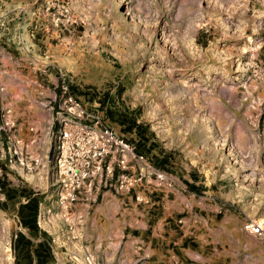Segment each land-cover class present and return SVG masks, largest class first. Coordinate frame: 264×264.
I'll return each instance as SVG.
<instances>
[{"label": "rangeland", "instance_id": "obj_1", "mask_svg": "<svg viewBox=\"0 0 264 264\" xmlns=\"http://www.w3.org/2000/svg\"><path fill=\"white\" fill-rule=\"evenodd\" d=\"M62 75L154 169L148 197L158 202V215L150 224L165 218L175 229L171 239L180 241L191 214L198 219L191 238L225 246L226 264H264V0H0V178L42 195L37 223L49 224L51 244L66 255L80 239L69 224L83 200L58 203L51 178L49 152L65 116L58 107ZM13 82L25 85L21 99L5 90ZM39 111L47 113L43 132L30 122L25 127L33 130L19 135L18 123ZM13 145L23 147L22 161ZM140 166L132 164L131 173ZM162 171L183 188L166 190L156 181ZM141 183L132 189L141 191ZM101 191L86 201L90 211L105 206V191L125 190ZM189 191L196 194L192 207L179 197ZM17 205L0 209L15 214ZM102 219L103 227L112 222ZM251 222L260 223V235L248 230ZM21 228L18 221L10 232L0 230V264H14Z\"/></svg>", "mask_w": 264, "mask_h": 264}, {"label": "crops", "instance_id": "obj_2", "mask_svg": "<svg viewBox=\"0 0 264 264\" xmlns=\"http://www.w3.org/2000/svg\"><path fill=\"white\" fill-rule=\"evenodd\" d=\"M15 82L5 85V90L11 93H16V99H21L25 90V85L22 83L13 87ZM18 88V89H17ZM9 111V110H8ZM47 113L36 112L32 116L27 117L26 120L18 123L19 135H27L29 132L24 133V123H35L38 129L43 132L46 127L45 117ZM14 122H5L4 128L8 129L10 126H14ZM11 129V128H10ZM28 129V128H27ZM29 131L33 130V127H29ZM19 142V141H18ZM21 151H24L23 147L17 145ZM30 158L33 160L34 154H37V149L31 150ZM21 158V157H20ZM31 161V160H30ZM146 172L142 180V190L136 191L132 189L131 192L121 191V193H112L105 191V198L107 202L105 206L98 208L95 211H90L89 202L94 200L92 197L84 199L83 203L79 204L75 210L71 213L74 218L69 225L71 228H75L79 231L80 239L76 240V249H71L66 255H62L56 252V243L54 241L51 244L53 261L46 264H67L73 262L74 264H226L229 251L223 246L222 250H219L216 246L215 239L208 240L204 237L199 239L191 238V227L193 222L198 221L196 216L191 214L182 220L183 233L181 234L180 241H175L171 237L175 234V229L171 226H165V218L159 219L157 217L156 225L150 224L151 219L158 215L155 212L157 208H152L154 204H158L157 201H151L148 197L151 183V169L148 163L144 162ZM157 171V170H156ZM157 182L162 184L166 190H175L170 188L171 184H175L179 188H183V184L179 181V178L167 176L166 171H162L159 174ZM187 186V185H186ZM188 187V186H187ZM102 192V191H101ZM100 192V195H101ZM144 196L141 199L139 194ZM178 193V191H177ZM188 195H179L182 202L188 207H192L194 204V196L196 195L192 191L187 192ZM121 194V195H120ZM138 197L136 199L135 197ZM99 197V196H98ZM85 201V202H84ZM123 203L129 204L127 208L122 206ZM172 208L177 209L182 207V204L174 202ZM152 208V209H151ZM173 210V209H172ZM63 214L64 210H61ZM68 211L66 210L67 215ZM151 212L155 213L154 215ZM8 212L6 209H0V230L3 233L10 232L14 225L17 224L19 218L16 214ZM102 216L112 219V222L108 221L106 227L102 226ZM200 221V219H199ZM212 222V219H211ZM203 224L208 225V220H204ZM108 224V225H107ZM39 226L42 230L50 233L49 224L42 225L41 221ZM108 228V229H107ZM197 228V225H195ZM26 236L25 229H19ZM214 234V231H213ZM82 235V237H81ZM167 235V236H165ZM109 236V239L106 237ZM191 238V240H190ZM191 241L197 242L196 247H192ZM218 242V241H217ZM73 243V242H72ZM209 249V250H208ZM3 242L0 245V260L4 258ZM77 259L75 261L73 258ZM2 261V260H1ZM33 264H36L33 261Z\"/></svg>", "mask_w": 264, "mask_h": 264}, {"label": "built area", "instance_id": "obj_3", "mask_svg": "<svg viewBox=\"0 0 264 264\" xmlns=\"http://www.w3.org/2000/svg\"><path fill=\"white\" fill-rule=\"evenodd\" d=\"M60 88L58 107L65 116L56 123L50 151L51 178L58 203L86 200L93 191L97 193L96 200L102 188L111 185L129 192L144 178V157L71 93L64 75ZM10 150L23 160V151L17 145ZM139 162L140 172L132 174V164ZM248 230L260 235L263 228L260 223L251 222Z\"/></svg>", "mask_w": 264, "mask_h": 264}, {"label": "trees", "instance_id": "obj_4", "mask_svg": "<svg viewBox=\"0 0 264 264\" xmlns=\"http://www.w3.org/2000/svg\"><path fill=\"white\" fill-rule=\"evenodd\" d=\"M188 188L195 190L193 183H187ZM0 189L5 194V199L0 202L2 208H6L8 202L17 203V216L23 228L37 238L35 241L18 231L12 242L15 253L14 264H46L53 260L51 240L47 232L42 230L37 223L39 203L42 195L35 192L30 186H10L9 181L0 178Z\"/></svg>", "mask_w": 264, "mask_h": 264}, {"label": "water", "instance_id": "obj_5", "mask_svg": "<svg viewBox=\"0 0 264 264\" xmlns=\"http://www.w3.org/2000/svg\"><path fill=\"white\" fill-rule=\"evenodd\" d=\"M49 156H51V152L49 153Z\"/></svg>", "mask_w": 264, "mask_h": 264}]
</instances>
